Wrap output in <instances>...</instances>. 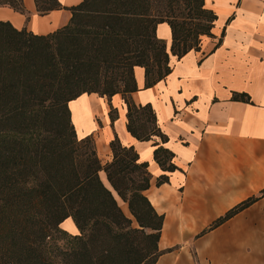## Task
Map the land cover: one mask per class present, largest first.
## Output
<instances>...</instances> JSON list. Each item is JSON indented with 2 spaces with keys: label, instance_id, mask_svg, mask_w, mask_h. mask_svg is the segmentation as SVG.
Segmentation results:
<instances>
[{
  "label": "trees",
  "instance_id": "1",
  "mask_svg": "<svg viewBox=\"0 0 264 264\" xmlns=\"http://www.w3.org/2000/svg\"><path fill=\"white\" fill-rule=\"evenodd\" d=\"M35 1L40 15L62 8L58 0ZM153 2L84 0L71 9L69 25L46 36L0 21V264H157L162 256L164 215L145 194L152 179L148 163L116 137L113 160L104 165L94 136L78 138L70 109L85 94H121L132 136L168 140L153 107L132 101L135 69L144 68L145 88L153 87L170 74L171 54L180 59L213 37L217 15L205 0H183L193 17L182 24L155 22ZM1 6L26 13L23 0H0ZM162 23L172 29L170 50L156 34ZM234 99L250 102L247 94ZM116 113H110L112 123ZM173 156L163 147L155 151L165 171L175 170ZM167 181L162 176L157 184ZM256 200L237 206L215 227ZM68 218L80 235L61 230ZM59 235L66 244L53 241Z\"/></svg>",
  "mask_w": 264,
  "mask_h": 264
},
{
  "label": "crops",
  "instance_id": "2",
  "mask_svg": "<svg viewBox=\"0 0 264 264\" xmlns=\"http://www.w3.org/2000/svg\"><path fill=\"white\" fill-rule=\"evenodd\" d=\"M83 1L58 0L61 9L40 15L35 0H23L25 14L1 6L0 21L46 36L69 25L71 9ZM205 5L217 20L213 37L204 38L199 51L180 59L171 54L170 74L150 88L145 69H135L138 91L132 101L153 107L165 143L132 136L121 94L82 95L70 103L72 121L79 139L94 136L104 165L113 160L110 144L116 137L148 163L152 179L145 194L164 215L157 264H264V0H205ZM156 34L170 50V25H158ZM236 94H247L250 102L235 100ZM159 147L174 155V171L156 161ZM100 175L107 179L105 172ZM162 176L168 181L158 185ZM251 198L257 200L215 227ZM120 204L129 215L128 205ZM60 228L80 235L72 218Z\"/></svg>",
  "mask_w": 264,
  "mask_h": 264
},
{
  "label": "rangeland",
  "instance_id": "3",
  "mask_svg": "<svg viewBox=\"0 0 264 264\" xmlns=\"http://www.w3.org/2000/svg\"><path fill=\"white\" fill-rule=\"evenodd\" d=\"M149 14L155 22L167 20L171 22H179L182 24L184 21L189 20L191 17H193L194 12L190 10V8L186 6V4H184L183 0H180L179 2L172 0H154ZM150 31L152 32V29H150ZM204 38H202V41ZM149 125L153 126L152 124ZM102 180H104L108 184L104 175ZM67 240L68 239L66 236L59 235L54 237L53 241L57 245H64L67 243Z\"/></svg>",
  "mask_w": 264,
  "mask_h": 264
},
{
  "label": "bare ground",
  "instance_id": "4",
  "mask_svg": "<svg viewBox=\"0 0 264 264\" xmlns=\"http://www.w3.org/2000/svg\"><path fill=\"white\" fill-rule=\"evenodd\" d=\"M105 182V181H104ZM105 184L107 185V186H109L106 182H105ZM110 187V186H109ZM117 197V196H116ZM118 199V198H117Z\"/></svg>",
  "mask_w": 264,
  "mask_h": 264
}]
</instances>
